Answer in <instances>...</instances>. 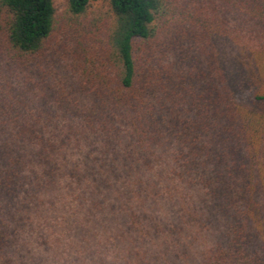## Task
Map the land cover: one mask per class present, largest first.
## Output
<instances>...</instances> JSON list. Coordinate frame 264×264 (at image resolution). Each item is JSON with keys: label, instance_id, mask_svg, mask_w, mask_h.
<instances>
[{"label": "trees", "instance_id": "obj_1", "mask_svg": "<svg viewBox=\"0 0 264 264\" xmlns=\"http://www.w3.org/2000/svg\"><path fill=\"white\" fill-rule=\"evenodd\" d=\"M20 194L84 255L264 264V0H0V264Z\"/></svg>", "mask_w": 264, "mask_h": 264}, {"label": "rangeland", "instance_id": "obj_2", "mask_svg": "<svg viewBox=\"0 0 264 264\" xmlns=\"http://www.w3.org/2000/svg\"><path fill=\"white\" fill-rule=\"evenodd\" d=\"M54 6L58 11H62L65 7V0H54ZM22 197L23 194H20L12 202L15 204H11V207L5 209L6 213L14 215L15 220V223L11 225L13 230L9 231L11 233L7 232L10 234V246L3 255L8 264H116L124 261L127 256L115 255L118 250L117 246L110 245V241L107 243L100 238L96 241L92 238L91 247L97 249V246H100L104 241L105 244H108L106 255H84L82 248L87 246L86 240L83 239V245L80 248V238L84 237L81 230L83 223L77 222L71 233L72 237L66 236L63 223L56 224V229L53 227V223L51 227L47 210L35 211L31 202L23 206ZM16 202L21 204H16ZM73 241L76 243V251L70 250ZM198 246L197 244L194 247L199 251ZM179 256L180 258L176 261H172L163 255L149 264H203L204 255ZM143 260L142 263H145L147 258ZM130 261L135 262L133 256Z\"/></svg>", "mask_w": 264, "mask_h": 264}]
</instances>
